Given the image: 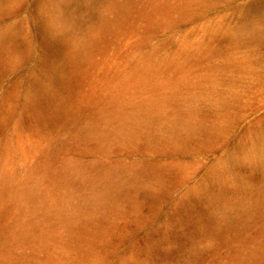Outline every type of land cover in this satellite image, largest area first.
Segmentation results:
<instances>
[{"label":"rangeland","instance_id":"obj_1","mask_svg":"<svg viewBox=\"0 0 264 264\" xmlns=\"http://www.w3.org/2000/svg\"><path fill=\"white\" fill-rule=\"evenodd\" d=\"M0 264H264V0H0Z\"/></svg>","mask_w":264,"mask_h":264},{"label":"bare ground","instance_id":"obj_2","mask_svg":"<svg viewBox=\"0 0 264 264\" xmlns=\"http://www.w3.org/2000/svg\"><path fill=\"white\" fill-rule=\"evenodd\" d=\"M258 150V149H257Z\"/></svg>","mask_w":264,"mask_h":264}]
</instances>
